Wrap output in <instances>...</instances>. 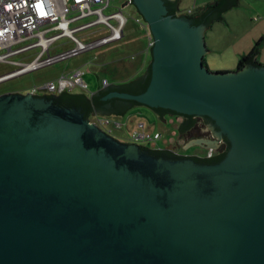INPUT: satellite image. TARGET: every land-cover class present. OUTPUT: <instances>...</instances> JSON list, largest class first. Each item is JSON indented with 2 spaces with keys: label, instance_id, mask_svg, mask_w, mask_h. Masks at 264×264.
Segmentation results:
<instances>
[{
  "label": "water",
  "instance_id": "obj_1",
  "mask_svg": "<svg viewBox=\"0 0 264 264\" xmlns=\"http://www.w3.org/2000/svg\"><path fill=\"white\" fill-rule=\"evenodd\" d=\"M176 0H131L153 39L138 80L91 97L199 115L214 140L201 160L140 148L88 119L83 95L0 94V264H264V64L209 71L204 31L235 0L200 16ZM127 1L123 3L125 5ZM40 91H44L43 88ZM163 121V120H162Z\"/></svg>",
  "mask_w": 264,
  "mask_h": 264
},
{
  "label": "rangeland",
  "instance_id": "obj_2",
  "mask_svg": "<svg viewBox=\"0 0 264 264\" xmlns=\"http://www.w3.org/2000/svg\"><path fill=\"white\" fill-rule=\"evenodd\" d=\"M124 1L116 0L117 4H121ZM260 1L241 0V6L231 8L228 15L232 14L231 18L236 23L234 27L231 28L224 20V22L218 21L219 23H213L205 29L204 41L208 52L204 56L205 64L207 63L205 66L209 71L235 70L239 58L250 50L251 45L259 41L260 38H257L250 45V40L261 30L260 23L262 22V16L259 12V8L261 7ZM198 2L199 0H181L179 3L180 9H185L189 6L198 7ZM247 3H251L252 6H248ZM123 12L128 18V23L125 28L127 36L120 43L116 42L94 50H89L69 59L7 79L0 82V93H26L33 86L38 87L49 81H57L60 75L77 67H80L84 72L83 79L87 84L86 91L91 93L97 91L102 86V78L108 80V83H113L142 74V57L138 56L136 59H132L128 54L133 52L132 46L135 44V39H138L140 35L137 26H135V23L131 19L138 15V12L133 4L126 5L123 8ZM102 33L100 28L93 27L78 33L77 36L85 34L83 39H95ZM130 39L133 40L131 41ZM55 44H64L66 46L68 43H66L65 38H61L55 41ZM64 49L57 48L56 52ZM36 51L38 49L30 51L29 53L32 54ZM237 55L238 57H236ZM23 56L22 54H18L7 60L0 61V75L14 70L18 67V63L27 62L34 55L28 57ZM74 91L80 90L76 88ZM99 116L103 118L105 116L111 121L107 126L111 128V133L123 142L128 141L133 131H141V128L138 126L139 122L144 123L146 132L153 134L154 131H159L161 133L160 139L157 140L159 143L164 140L166 141L170 137H174L172 122L164 119L162 121L150 108L145 106H134L123 116L115 114ZM114 122H120L122 126H114ZM170 140L172 141V138Z\"/></svg>",
  "mask_w": 264,
  "mask_h": 264
},
{
  "label": "built area",
  "instance_id": "obj_3",
  "mask_svg": "<svg viewBox=\"0 0 264 264\" xmlns=\"http://www.w3.org/2000/svg\"><path fill=\"white\" fill-rule=\"evenodd\" d=\"M125 1L127 3L123 5ZM125 1L117 4L116 0H0V32L3 33L0 36V61L18 54L24 55L23 57L34 55L31 60L18 63L17 68L0 75V82L120 41L128 20L123 8L131 4V0ZM9 3L13 4L11 10L7 8ZM36 4L37 8H34ZM41 10L44 13L42 16ZM132 18L149 31L140 14ZM93 27L100 28L103 33L95 39H83L85 34L77 36L78 33ZM61 38H65L68 43L66 46L55 44V41ZM152 45L153 39L149 31L147 48L150 49ZM57 48L65 49L56 52ZM35 49L38 51L29 53ZM83 73L80 67H77L60 75L57 81L33 86L28 92L33 95L42 92L57 94L78 88L91 95V92L86 91L87 84ZM108 84L106 79L102 80V88ZM41 88L44 91L41 92ZM98 119L94 122L110 133L107 125L111 121L105 116H99ZM113 125L122 126V123L114 122ZM138 126L141 131H133L129 140L155 142L160 139L161 134L158 131L151 134L145 131L143 123H138ZM210 153L209 149L207 154Z\"/></svg>",
  "mask_w": 264,
  "mask_h": 264
},
{
  "label": "flooded vegetation",
  "instance_id": "obj_4",
  "mask_svg": "<svg viewBox=\"0 0 264 264\" xmlns=\"http://www.w3.org/2000/svg\"><path fill=\"white\" fill-rule=\"evenodd\" d=\"M145 70V69H144ZM6 93V92H5ZM2 94V93H0ZM43 94L45 95H56L59 93H38L36 95L42 96ZM99 114H96L95 111L92 113L91 117L88 119L91 121L94 120H99L98 119ZM95 118V119H92ZM162 119L164 120H170L172 122L173 128H174V137L168 138L166 141H155V142H149V141H131L128 138V141L125 143H136L139 145L140 148H144L147 150H152V149H161V150H166L173 155H176L178 157H200V158H211V157H216L219 154H222L228 150L229 144L227 142H224L217 146L214 149L203 147V146H191L185 149H182V147L193 141V140H214V133L207 127L205 124L204 120L202 119L201 116L195 115L194 116V122L191 127H189L187 130L183 132H179V128L181 126V123L183 121V117L181 115H168L167 113L162 114ZM143 123V122H139ZM144 124V123H143ZM111 130V128L109 127ZM112 131V130H111ZM159 132V131H158ZM160 133V132H159ZM111 134V132H110ZM161 134V133H160ZM113 135V134H111ZM115 137V135H113ZM172 138V141L170 140ZM119 140V139H118ZM123 142V141H122ZM211 150L210 155L207 154L208 150Z\"/></svg>",
  "mask_w": 264,
  "mask_h": 264
},
{
  "label": "trees",
  "instance_id": "obj_5",
  "mask_svg": "<svg viewBox=\"0 0 264 264\" xmlns=\"http://www.w3.org/2000/svg\"><path fill=\"white\" fill-rule=\"evenodd\" d=\"M218 1H219V0H212V1H210V2L205 3L203 6L196 8V9H195L194 11H192V12H191V11H190V12L188 11L189 13L186 12V13H183V14H178V12L180 11V9L178 8V4H177V2L175 1V9L173 10V14H174V16H175V15H181V16H183L185 19H193V18H196V17L200 16L202 13H204V12L208 9L209 6H216L217 3H218ZM238 4H239V0H235L234 5L230 6V7L227 8L225 11H223L222 13H220V14L218 15L219 20L211 21V22L207 25V27L211 26L213 23L218 22V21H222V22H224V20H225V18H224V14H225V12L228 11L229 9L233 8V7L238 6ZM260 44H261V39H259V41H256V42L254 43V45L251 47V49H250L246 54L242 55V56L239 58V60H238V64H237V68H241V67H243L242 59L245 58V57H249V56L252 54L254 48H257V50H256V55L258 54ZM150 54H151V52H150ZM256 55H255V56H256ZM150 56H151V55H150ZM255 56L252 58L253 62L256 63V64H260V65H262V63L258 62V61L255 59ZM150 62H151V59H150ZM150 62H149V64H150ZM203 63H204V65H206V64H205V61H204V58H203ZM149 64H148V66H149ZM148 66L145 68V70L142 72V74H140V75H138V76H134V77L129 78V79H126V80H123V81L109 83L107 86H105V87H103V88H102V86H100V87L98 88V90L95 91L94 93H92L91 95H87L86 93H84V92H82V91H74V90H73V91H63V92H64V93H67V94H71V95H75V94H76V95H83V96L89 101L90 106H91V109H92V112H94L95 110H94V107H93V104H92V101H91V97H92L93 95H95L96 93H98V92H100V91H102V90H104V89H106V88H109V87H120V86H126V85H128V84H130V83H132V82H134V81H136V80H138L140 77H142V76L146 73V70H147ZM101 85H102V81H101ZM59 95H60V93L57 94L56 96H59ZM132 107H134V106H129V105H126V104H119V110H120V113H119V114H115V115H118V116L126 115V113H127ZM91 115H92V113H88V114H87V117L89 118V117H91ZM108 128H109V127H108ZM151 151H165V152H167V153H170V152H168V151H166V150H161V149H152ZM170 154H172V153H170ZM172 155H173V154H172ZM219 155H221V154H219ZM219 155H217V156H219ZM174 156H176V155H174ZM217 156H216V157H217ZM196 158H197V159H201V160H206V159H212V158H215V157H211V158H200V157H196Z\"/></svg>",
  "mask_w": 264,
  "mask_h": 264
},
{
  "label": "crops",
  "instance_id": "obj_6",
  "mask_svg": "<svg viewBox=\"0 0 264 264\" xmlns=\"http://www.w3.org/2000/svg\"><path fill=\"white\" fill-rule=\"evenodd\" d=\"M180 1L181 0H176L179 9H180V5H179ZM210 1H212V0H199V2H198L199 3L198 4L199 6L198 7H201L205 3L210 2ZM260 2H261V7L259 8V12H260V14L262 16V22L260 23L261 30H260V32L258 34H256L254 36V38H252L250 40V45L253 44L254 41L257 38H260L261 39V44H260V47H259V51H258V54L255 56V59L258 62L264 64V58H262L264 56V36H263L264 35V0H261ZM247 5L250 6V7L252 6L251 3H247ZM238 6H241V0H239ZM198 7H196V6L195 7L189 6L188 8L180 9V11L178 12V14H183V13H186V12L189 13L190 11L192 12V11H194ZM230 10L231 9H229L228 11L225 12L224 18H225V22L228 23V25L232 28V27H234V25L236 23H234V20H232V18H231L232 14L228 15V13L230 12ZM131 19L135 23V26H137V29H138V32L140 33V35H139L138 39H135V44L132 46L133 52H130L129 51L130 53H128V54H129L130 58H132V59H136L138 56L142 57V66H143V71H144V69L148 66V64L150 62V59H151V56H150L151 55L150 54L151 48L150 49L147 48L149 31H147L145 28H142L139 24H137L134 21L133 18H131ZM127 23H128V20H127ZM127 23H126V25H127ZM215 23H219V22H215ZM126 25L124 27V35H123L122 39L120 41H118L117 43H120L127 36L126 33H125ZM133 39H130V40L132 41ZM251 46H253V45H251ZM214 49H217V48H214ZM250 49H251V47H250ZM236 57H238V55ZM204 61H205V56H204ZM103 79H105V78H102L101 81ZM124 80H126V79H124ZM92 93H94V92H92Z\"/></svg>",
  "mask_w": 264,
  "mask_h": 264
},
{
  "label": "clouds",
  "instance_id": "obj_7",
  "mask_svg": "<svg viewBox=\"0 0 264 264\" xmlns=\"http://www.w3.org/2000/svg\"><path fill=\"white\" fill-rule=\"evenodd\" d=\"M37 5H38V4L34 5V8H37ZM7 8H8L9 10H11V9L13 8V4H12V3H9V4L7 5ZM40 15H41V16L44 15V13H43L42 10L40 11ZM2 35H3V33L0 32V36H2Z\"/></svg>",
  "mask_w": 264,
  "mask_h": 264
}]
</instances>
